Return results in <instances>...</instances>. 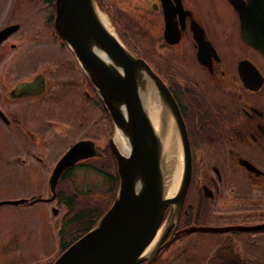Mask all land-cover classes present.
Instances as JSON below:
<instances>
[{"label":"flooded vegetation","instance_id":"1","mask_svg":"<svg viewBox=\"0 0 264 264\" xmlns=\"http://www.w3.org/2000/svg\"><path fill=\"white\" fill-rule=\"evenodd\" d=\"M94 1L99 8L109 12L112 20L118 21L120 29L132 33L138 29L139 35L142 33L147 37L149 46L143 59L171 94L187 137L190 177L177 220L162 242L170 236L175 237L161 249V252H168L165 259L159 258L155 264L168 261L171 264L172 259H179L183 247L176 250L174 243L187 233H176L194 226L190 225L191 222L203 220L207 214L219 225H202L204 227L264 223V56L240 37L238 16L233 7L227 0ZM45 25L53 45H63L65 54L62 57L68 66L45 61L39 65L41 70L38 66L17 77L11 76L8 68L0 66V125L4 129L12 128L26 139V143L33 145L32 148L25 147L24 153L39 166L44 162L35 152L43 150L42 139L46 140L44 133L52 122L51 118L41 115H51L60 96L66 99L72 95L76 100L77 93H80L88 97L108 125L94 89L77 65L70 62L63 41L47 23ZM16 30L0 40V60L20 45L19 40L16 42L17 39L10 37ZM59 64L68 78L60 80L64 90L57 95L46 74L53 75ZM36 75L43 80L41 93L30 94L16 88ZM42 97L48 100L41 101ZM36 108L40 109L39 114L38 109L35 114ZM106 142L94 143L99 151L97 158L68 167L70 174L76 168L89 169L106 187L99 172L89 166L92 161L100 163V151L107 148ZM15 158L20 165L28 162L25 158ZM70 177L61 181L63 189ZM78 195L84 197L82 200L103 197H94L84 191ZM80 196H77L78 200ZM47 198L48 194L43 200ZM57 199L55 191L52 200L58 203ZM231 232L254 234L234 239ZM205 233L227 234L216 242L209 255L200 259V264H264V228Z\"/></svg>","mask_w":264,"mask_h":264},{"label":"water","instance_id":"2","mask_svg":"<svg viewBox=\"0 0 264 264\" xmlns=\"http://www.w3.org/2000/svg\"><path fill=\"white\" fill-rule=\"evenodd\" d=\"M227 1L237 13L240 37L264 56V0ZM99 10L102 11L94 0H53L52 25L109 116L112 131L106 145L115 163L117 185L111 202L93 225L60 251L50 264H153L162 247L175 237L170 236L162 242L177 220L187 189L189 146L171 94L142 58L128 51L113 31L114 36L100 24L96 13H103ZM17 27L18 24L14 23L1 28L0 40ZM140 80L148 83L154 91L159 102L160 124H169L180 147L181 171L171 197L162 195L161 139L153 132L143 110L138 94ZM16 88L39 94L43 91V80L36 75ZM117 125L129 143L126 154H122L113 142ZM98 155L97 145L91 140L73 142L59 156L48 175L50 195L46 200L55 197V184L62 171ZM24 200H0V204H18ZM166 207L168 213L164 218ZM257 228H264V223L229 227L190 226L176 234ZM157 230L152 250L142 256L141 252Z\"/></svg>","mask_w":264,"mask_h":264},{"label":"rangeland","instance_id":"3","mask_svg":"<svg viewBox=\"0 0 264 264\" xmlns=\"http://www.w3.org/2000/svg\"><path fill=\"white\" fill-rule=\"evenodd\" d=\"M44 1L0 0V27L14 23L19 25L10 37L17 39L16 42L19 40L20 45L10 50L5 58L0 60V66L8 68L7 70L13 77L35 70L45 61L49 63L61 62V64L68 66L62 57L65 54L63 45H53V40H51L49 30L45 25L48 10L46 1L45 3ZM100 12L105 15L107 25L115 33L117 40L133 55L144 58V52L149 46L147 37L142 36V33L139 35L138 29H134L133 33L120 29L117 20L115 22L111 19V25L108 17L109 12H107L108 15L103 11ZM119 29L124 32L122 34L126 38H121ZM65 51L71 59L70 62L77 65L66 46ZM235 51L238 53L237 47ZM228 57L230 60L232 59L230 54ZM14 59L17 61H13ZM56 67L53 75L47 73L46 76L58 95L64 90V85H60L59 82L67 75L63 74L60 64ZM78 69L80 70L79 67ZM38 70H41V66ZM56 79L57 81H55ZM47 97H42L41 101L48 100ZM88 99L80 93H77L76 100L72 95H68L66 99L60 96L51 115H41L51 118L52 121L51 128L46 129L44 133L46 140L42 139L43 150H39L38 153L35 152L43 160L42 166H39L34 159L27 157L24 153L25 147L32 148L33 145L30 146L28 141L26 143V139L15 133L12 128L4 129L0 125V200L32 198V200L18 204H0V264H43L52 260L57 252L56 230L62 223L64 206L55 203L54 200H43L48 194L47 178L50 174V168L70 142L87 139L96 144H102L112 131L110 125H107L102 120V116H99L97 107L92 105ZM37 109V114H39V108L34 110L35 114ZM30 119L32 118L29 117ZM27 122L28 120L25 124ZM15 156L25 158L28 162L20 165ZM91 164H96V162L92 161ZM101 182L100 177L93 171L76 168L65 184L63 191L69 192L68 196L74 192L82 194L84 191L93 194L94 197H100L105 190V186ZM83 198L81 196L79 197L80 200L77 198V204L73 208L96 201L87 200V197L82 200ZM52 209L55 210L54 214ZM167 211L168 208L165 216ZM190 225L218 226L219 224L213 221L211 215L207 214L205 219L195 220ZM225 234L205 232L185 234L182 239L174 243L177 247L176 250L183 247L180 250L183 254L177 260L172 259L171 264H200V259L209 255L216 242ZM231 234L232 238L238 239L243 236L249 237L254 233L231 232ZM167 254L168 252L162 251L155 260L162 259V257L165 259ZM164 264H170V261Z\"/></svg>","mask_w":264,"mask_h":264},{"label":"trees","instance_id":"4","mask_svg":"<svg viewBox=\"0 0 264 264\" xmlns=\"http://www.w3.org/2000/svg\"><path fill=\"white\" fill-rule=\"evenodd\" d=\"M46 5L48 6L47 11V24L52 32L55 34V31L52 29V19H53V0H45ZM103 10V8H100ZM101 111L104 114L105 118L108 121V124L111 127L108 115L106 110L101 104ZM100 163L90 164L89 166L95 168L97 172L103 178V181L106 185L104 190V195L100 200H96L93 203H85L83 205H78L73 208L75 204H77V193H73L68 196L63 192V185L61 186V181L67 179L71 174L70 169H66L60 175L59 181L56 185L55 191L57 196V202L63 203L65 207V212L62 216L60 226L56 231L57 234V246L58 250L55 253L54 257L62 251L69 243L87 231L93 223L97 220V218L101 215V213L105 210L108 204L111 202L116 185H117V176L115 172V163L112 155L109 150L106 148L100 151ZM97 158V157H96ZM90 159V158H89ZM89 159L83 160L78 163H82L88 161ZM52 260L46 261L43 264H50Z\"/></svg>","mask_w":264,"mask_h":264},{"label":"bare ground","instance_id":"5","mask_svg":"<svg viewBox=\"0 0 264 264\" xmlns=\"http://www.w3.org/2000/svg\"><path fill=\"white\" fill-rule=\"evenodd\" d=\"M96 16L100 24L111 35L114 36L112 30L107 26L105 15L97 12ZM138 94L143 106V110L149 119L153 132L161 139V191L164 197H171L177 188L181 171V152L178 140L174 130H172L169 124L168 126L160 124L159 102L154 91L151 89L148 83L144 82L143 80L139 81ZM113 142L122 154H126L128 152L129 143L127 137L122 128L118 125L114 128ZM158 232L159 230H157L151 241L144 247L143 251L141 252L142 256H147L150 253Z\"/></svg>","mask_w":264,"mask_h":264}]
</instances>
